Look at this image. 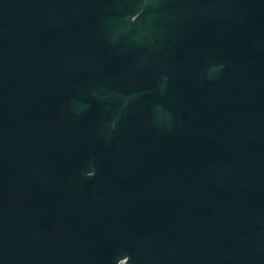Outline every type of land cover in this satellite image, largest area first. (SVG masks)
<instances>
[{
    "label": "water",
    "instance_id": "95a60500",
    "mask_svg": "<svg viewBox=\"0 0 264 264\" xmlns=\"http://www.w3.org/2000/svg\"><path fill=\"white\" fill-rule=\"evenodd\" d=\"M119 263L264 264V0H0V264Z\"/></svg>",
    "mask_w": 264,
    "mask_h": 264
},
{
    "label": "flooded vegetation",
    "instance_id": "af4514ba",
    "mask_svg": "<svg viewBox=\"0 0 264 264\" xmlns=\"http://www.w3.org/2000/svg\"><path fill=\"white\" fill-rule=\"evenodd\" d=\"M89 175V174H88ZM119 264H122V263H119Z\"/></svg>",
    "mask_w": 264,
    "mask_h": 264
}]
</instances>
